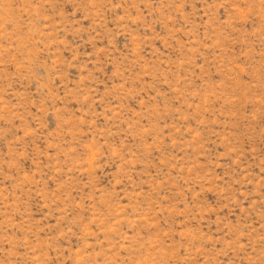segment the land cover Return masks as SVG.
<instances>
[{"label":"rangeland","instance_id":"rangeland-1","mask_svg":"<svg viewBox=\"0 0 264 264\" xmlns=\"http://www.w3.org/2000/svg\"><path fill=\"white\" fill-rule=\"evenodd\" d=\"M0 264H264V0H0Z\"/></svg>","mask_w":264,"mask_h":264}]
</instances>
